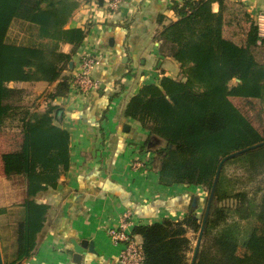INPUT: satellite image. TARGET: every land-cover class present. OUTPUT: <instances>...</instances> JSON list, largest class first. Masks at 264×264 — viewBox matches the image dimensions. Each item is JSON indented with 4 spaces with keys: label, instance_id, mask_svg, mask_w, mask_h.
Segmentation results:
<instances>
[{
    "label": "trees",
    "instance_id": "16d2710c",
    "mask_svg": "<svg viewBox=\"0 0 264 264\" xmlns=\"http://www.w3.org/2000/svg\"><path fill=\"white\" fill-rule=\"evenodd\" d=\"M222 5L174 4L176 19L158 40L161 55L180 65L179 77L142 85L125 116L148 133L145 146H155L162 186H195L212 195L193 264H238L249 253L251 264H264V134L231 101H264V36L251 23L243 44L226 38ZM78 8V0H0V131L23 133L20 151L0 154V195L8 202L0 206L4 264H22L34 254L50 210L38 197L56 189L71 165L70 134L58 118L62 109L50 103L34 111L27 91L10 84L56 83L51 100L70 93L66 71L87 37V30L68 26ZM63 44L72 45L71 53ZM234 80L239 82L232 86ZM234 164L246 174L241 185L225 172ZM202 226L191 210L182 220L138 225L133 234L142 239L144 264H191L188 234Z\"/></svg>",
    "mask_w": 264,
    "mask_h": 264
},
{
    "label": "crops",
    "instance_id": "0c3cea01",
    "mask_svg": "<svg viewBox=\"0 0 264 264\" xmlns=\"http://www.w3.org/2000/svg\"><path fill=\"white\" fill-rule=\"evenodd\" d=\"M184 1L122 0L118 11L112 13L107 0H78L79 8L68 26L87 30V37L66 74L71 78L82 58L97 55L101 64L93 76L99 87L88 94L70 91L66 97L51 100L56 83L10 84L27 91L25 101L34 111L46 110L50 103L60 107V125L70 134V169L62 174L56 189L39 195L38 201L48 204L50 210L36 251L22 264H77L73 262V242L85 240L94 242L96 253H87L80 264H120L123 244L113 242L109 230L119 227L124 213L131 214L127 229L131 235L138 225L182 220L191 210L203 214L206 197L202 193H191L186 186H162L158 165L153 170L132 167L144 157L138 150L145 145L148 133L125 116L129 98L142 85L179 77L180 65L161 55L158 36L176 19L174 4ZM221 8L226 38L238 41L241 34L246 40L251 23L264 36V0H223ZM213 10H220L218 2ZM72 48L62 45L65 53H71ZM13 131L20 134V141L17 145L9 140L6 145L0 142V154L22 145L21 129ZM4 132L0 131V139ZM0 183H5L2 165ZM0 203L8 204L2 194ZM207 208L208 202L203 222ZM200 235L201 231L199 239ZM137 239L142 241L140 236Z\"/></svg>",
    "mask_w": 264,
    "mask_h": 264
},
{
    "label": "built area",
    "instance_id": "2783aa9c",
    "mask_svg": "<svg viewBox=\"0 0 264 264\" xmlns=\"http://www.w3.org/2000/svg\"><path fill=\"white\" fill-rule=\"evenodd\" d=\"M122 0H107L110 12H116L120 8ZM101 61L97 55L82 58L80 68L70 78L71 92L88 94L99 87V82L93 76L94 71L100 66ZM143 161L137 160L133 167H143ZM130 213H124L120 219L119 227L109 230L110 239L116 244L122 243L123 248L119 256L120 264H144L145 256L142 241L137 235L127 233L130 226Z\"/></svg>",
    "mask_w": 264,
    "mask_h": 264
},
{
    "label": "rangeland",
    "instance_id": "374dc122",
    "mask_svg": "<svg viewBox=\"0 0 264 264\" xmlns=\"http://www.w3.org/2000/svg\"><path fill=\"white\" fill-rule=\"evenodd\" d=\"M239 37H237L238 44H243L244 43V37L243 35H238ZM258 58H261V55L258 54ZM237 83L236 80H234L231 85L234 86ZM231 101L233 102V104L238 107L241 112L253 123V125L264 134V101L261 100H246V99H242V98H231ZM5 132L1 135V139L0 142L4 143L6 145V141H12L14 142V145H17L18 142L20 141V134H17V132L13 131V129L10 128H6L4 129ZM23 140V137H22ZM2 144V145H4ZM6 147V146H5ZM23 147V143L22 145L19 143V145L17 147H12V151H20ZM155 148L151 147H146L144 146H140V149L138 150L140 152V155L144 156L142 159V163H143V167L142 168H149L150 170H153L155 167H157V163L155 161V153H154ZM137 161V160H136ZM134 161V163L136 162ZM133 163V165H134ZM132 165V167H133ZM141 168V167H140ZM225 172L228 176L232 177L233 179L236 180H240V183H238L239 185H241V183L246 182V174L244 172V170L237 164L234 165H229L226 167ZM238 185V187H239ZM246 189H248L249 191H251L254 186L249 185L248 186H244ZM188 191H190L191 193H202V195H204L207 199V201L209 202V197H207V194L205 193V191L201 188V189H197V187L195 186H190L187 187ZM22 193V192H21ZM229 204V203H228ZM204 212L205 209L203 211V214L200 215V217L202 218V220L204 219ZM193 233V232H191ZM200 233V232H199ZM199 233H193L191 236V240H192V247L194 249V252L196 250L197 245H200L201 243L198 244L199 242ZM193 252V253H194ZM193 253L190 254L191 259L193 258ZM246 256V257H245ZM245 257V258H244ZM244 258V259H243ZM251 254L249 253L248 255L245 254L244 256L238 258L237 263L238 264H251Z\"/></svg>",
    "mask_w": 264,
    "mask_h": 264
},
{
    "label": "water",
    "instance_id": "95a60500",
    "mask_svg": "<svg viewBox=\"0 0 264 264\" xmlns=\"http://www.w3.org/2000/svg\"><path fill=\"white\" fill-rule=\"evenodd\" d=\"M70 65L72 67L73 63H71ZM236 81L239 82V80H236ZM61 114H62V112L59 113V115H61ZM152 148H155V146ZM211 202H212V195L209 197L208 208H207L208 212L206 214L205 220L209 214ZM205 220L203 222V226L201 229V235H200L199 243H201V241H202V234H203V230H204ZM73 245H74V250H73L74 251V253H73V262L74 263L80 264L82 262L83 257L89 252L90 253H96L94 242H90V241L85 240V241H82L81 243L78 244L77 242L74 241ZM199 247H200V245H198L197 250L199 249ZM195 256H196V252H195ZM195 256H194V261H195ZM194 261H193V263H194ZM0 264H4L1 248H0Z\"/></svg>",
    "mask_w": 264,
    "mask_h": 264
}]
</instances>
